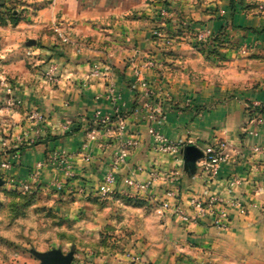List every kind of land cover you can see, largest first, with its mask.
<instances>
[{
	"label": "crops",
	"instance_id": "obj_1",
	"mask_svg": "<svg viewBox=\"0 0 264 264\" xmlns=\"http://www.w3.org/2000/svg\"><path fill=\"white\" fill-rule=\"evenodd\" d=\"M155 1L0 0V11L15 6L19 13L0 26V90L19 104L24 120L15 131L20 146L7 159L16 154L15 174L30 181L37 172L38 184L58 186L63 207L80 215L75 225L86 232L114 229L121 252L99 259L86 253L90 262L264 264V148L255 150L264 147V111L259 122L247 123L248 112L264 106V0H183L201 32L162 37L151 34ZM171 37L172 45L157 46ZM28 39L35 46L21 47ZM148 57L151 68L144 66ZM49 62L58 66L55 84L42 75ZM96 62L111 67V93L100 79L81 84ZM137 69L152 89L148 96L131 85ZM144 100L160 108L157 129L184 143L176 153L153 149L147 111L134 112ZM116 109L125 113L123 137L139 143L114 166ZM97 112L109 118L107 125L94 123ZM94 127L98 137L90 140ZM217 141L227 144L230 160L216 177L185 166V145L203 150ZM152 168L163 175L147 190L134 192L125 183L126 177L144 182ZM110 172L115 182L105 183ZM172 190L169 209L157 213L155 205ZM213 196L225 202V228L209 215L185 222L173 212L178 206L190 216V198Z\"/></svg>",
	"mask_w": 264,
	"mask_h": 264
},
{
	"label": "rangeland",
	"instance_id": "obj_2",
	"mask_svg": "<svg viewBox=\"0 0 264 264\" xmlns=\"http://www.w3.org/2000/svg\"><path fill=\"white\" fill-rule=\"evenodd\" d=\"M182 1H155L153 8L156 24L152 28L151 34L157 28L167 36L199 34L201 32L195 28L194 16L190 17L192 11H185L180 6ZM187 1L193 5L203 2V0ZM161 2H165L170 11L169 17L164 19L163 23H160L156 17ZM14 9L16 7L11 6L0 11L3 14L0 15V26L8 24L7 20L11 19V11ZM211 10L217 11L218 9L212 7ZM192 21L193 23H191ZM171 38L173 39V37ZM173 42L174 39L171 43L169 39H160L157 46L165 47L172 45ZM25 45L24 42L21 47ZM28 52L26 53L27 57L36 56L34 53L28 54ZM147 59L149 57L145 59V62ZM140 75L143 76L142 71ZM4 93L6 92L1 89L0 177L3 184L0 186V264H38L39 260L32 254V250L48 251L59 248L66 253L72 246L75 248V252L71 264H99V262L88 260L86 253L89 252H92L95 255L94 258L97 259L105 252L110 254L121 252V247L117 243V235L112 227L108 226L97 232H86L75 225L80 215H73L67 205L63 207L65 200L61 198L58 186L53 184L43 186L34 181L31 176L29 181L14 173L16 164L12 159L16 154H12L10 159H7V155L15 153L20 146L18 144L21 136L15 131L18 129L17 126L23 125L24 120L17 113L19 104L8 102ZM16 145L18 147H15ZM5 163L9 166L3 167ZM127 200L129 201V199ZM131 202L139 203L138 201Z\"/></svg>",
	"mask_w": 264,
	"mask_h": 264
},
{
	"label": "built area",
	"instance_id": "obj_3",
	"mask_svg": "<svg viewBox=\"0 0 264 264\" xmlns=\"http://www.w3.org/2000/svg\"><path fill=\"white\" fill-rule=\"evenodd\" d=\"M161 7H159L157 11V19H159L160 23L164 22V19L169 17L170 11L167 9L165 2H161ZM220 15L224 14L223 9H219ZM208 33V31H206ZM162 30L154 29L152 32V36L154 37H162ZM63 40L66 41V36H63ZM28 54H31L28 52ZM145 67L151 68L153 66V61L151 58L146 60ZM141 70H134V78L131 80L132 87L140 86L145 88V94L149 95L151 90L149 88V82L140 75ZM42 75L44 79L50 83H57L59 79L58 66L55 62H49L45 69L42 71ZM112 72L111 67L107 63L96 62L92 63L88 73L82 75L79 79L81 80L82 85L88 84L91 80H103L107 83V87L109 89V93L113 91V81L111 78ZM74 78V77H73ZM77 79V77L75 78ZM19 102V101H17ZM16 103V102H15ZM249 106H247V110ZM145 109L147 114L144 118V121L147 123V133L149 136L153 138V149L162 152V153H176L182 146L183 142H176L165 137L156 127V123L160 120L161 111L157 106H151V102L148 100H144L140 106L134 108V112H138L140 110ZM251 111V110H250ZM97 119L94 121L95 124L107 125L109 123V118L107 116H100L99 112H97ZM125 113L121 112L119 109H116L114 116V128L119 137V149L117 153L116 160L114 162V166L118 164L124 163L125 158L127 156V152L129 149L134 148L138 145V141L132 137L124 138L123 134L126 130V121H125ZM261 120L260 113L250 114L248 112L247 123L254 124ZM98 129L91 128L87 132V138L90 140H94L98 137ZM255 148V150L263 149ZM202 157L197 160L196 166L201 174L207 176L209 178H214L219 174L220 167L228 163L230 160V150L227 144L224 141H217L214 143H209L204 146L202 150ZM63 163H66V159L63 156ZM7 163L3 164V167H8ZM140 169V168H138ZM149 177L144 182H139L132 177H126L124 179L127 186L134 192H139L143 190H147L157 178H159L162 172L156 168H152L148 172ZM175 173L174 175H176ZM67 175H70L69 170H67ZM31 178L36 180L38 178V173L34 172L31 174ZM105 183H114L115 176L113 172L108 173L104 178ZM166 198L158 202L155 205L156 211L159 214H163L165 210L169 209L170 204L168 198H175L174 191H167ZM189 206L192 210V215L188 216L181 212L178 206L173 207L174 214L180 218L181 220L188 222L192 219H199L206 216H211L212 223L219 227L225 228L228 220V213L225 209V202L219 197H209L207 199L192 197L189 199Z\"/></svg>",
	"mask_w": 264,
	"mask_h": 264
},
{
	"label": "water",
	"instance_id": "obj_4",
	"mask_svg": "<svg viewBox=\"0 0 264 264\" xmlns=\"http://www.w3.org/2000/svg\"><path fill=\"white\" fill-rule=\"evenodd\" d=\"M34 39H28L27 46H35ZM203 153L200 148L193 144H187L183 147V158L185 166L188 168H195L196 162L202 157ZM3 180L0 177V186ZM75 248L72 246L70 250L64 253L59 248H53L48 251L32 250V254L39 260L38 264H71L74 258Z\"/></svg>",
	"mask_w": 264,
	"mask_h": 264
},
{
	"label": "trees",
	"instance_id": "obj_5",
	"mask_svg": "<svg viewBox=\"0 0 264 264\" xmlns=\"http://www.w3.org/2000/svg\"><path fill=\"white\" fill-rule=\"evenodd\" d=\"M0 15L2 16L3 14L0 12ZM10 17H11V22H16L17 21V15L13 12V10L11 11V15H10ZM2 21H4L3 19H2ZM1 22V21H0ZM248 109H252L250 106H249V108ZM264 111V106L262 105V106H258V107H253V110L250 112V114H252V113H262Z\"/></svg>",
	"mask_w": 264,
	"mask_h": 264
}]
</instances>
